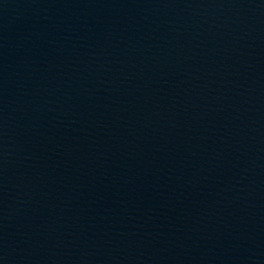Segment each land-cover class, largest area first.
Listing matches in <instances>:
<instances>
[{
    "label": "water",
    "instance_id": "95a60500",
    "mask_svg": "<svg viewBox=\"0 0 264 264\" xmlns=\"http://www.w3.org/2000/svg\"><path fill=\"white\" fill-rule=\"evenodd\" d=\"M0 264H264V0H0Z\"/></svg>",
    "mask_w": 264,
    "mask_h": 264
}]
</instances>
